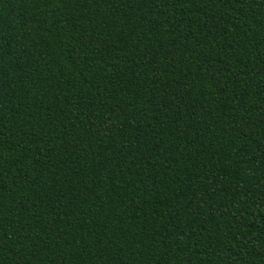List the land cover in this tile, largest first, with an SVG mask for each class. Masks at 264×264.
Masks as SVG:
<instances>
[{
	"label": "trees",
	"instance_id": "trees-1",
	"mask_svg": "<svg viewBox=\"0 0 264 264\" xmlns=\"http://www.w3.org/2000/svg\"><path fill=\"white\" fill-rule=\"evenodd\" d=\"M0 264H264V0H0Z\"/></svg>",
	"mask_w": 264,
	"mask_h": 264
}]
</instances>
